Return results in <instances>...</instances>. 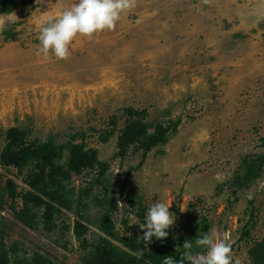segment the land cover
Returning <instances> with one entry per match:
<instances>
[{
  "label": "rangeland",
  "instance_id": "obj_1",
  "mask_svg": "<svg viewBox=\"0 0 264 264\" xmlns=\"http://www.w3.org/2000/svg\"><path fill=\"white\" fill-rule=\"evenodd\" d=\"M13 2L12 13L0 15V151L10 128L41 142L76 136L109 168L102 184H95V171L72 177V211L62 210L53 232L24 226L11 208L19 211L20 201L6 195L0 241L11 259L83 264L72 231L77 222L90 244L103 236L106 212L119 237L142 239L138 225L147 210L165 202L176 217L167 231L178 249L187 240L193 254L204 251L194 241L215 229L229 236L233 260L252 264L249 250L264 237V166L246 188L234 177L243 157L264 156V0H133L114 29L78 34L63 59L41 50L40 27L78 0ZM126 108L145 111L152 127L179 121L144 161L140 152L115 156ZM113 116L115 134L106 136ZM66 158L65 151L61 162ZM26 173L0 164V194L8 180L17 192L29 190ZM128 192L135 194L133 209Z\"/></svg>",
  "mask_w": 264,
  "mask_h": 264
},
{
  "label": "trees",
  "instance_id": "obj_2",
  "mask_svg": "<svg viewBox=\"0 0 264 264\" xmlns=\"http://www.w3.org/2000/svg\"><path fill=\"white\" fill-rule=\"evenodd\" d=\"M14 8L13 0H0V15L10 14ZM6 36L12 39L14 37L9 33ZM122 112L125 125L118 131L115 153L121 160L132 151L140 152L144 161L153 149L168 142L179 124V121H169L168 125L156 123L152 127L145 121V111L126 108ZM117 121V116L111 118L110 126L113 129L107 131L106 136L115 134ZM71 139L64 144H58L50 136L41 142L39 139L29 140L26 129H8L5 132V144L0 151V164L7 169L15 168L21 175L26 170L23 183L29 190L17 192L13 181L8 180L5 189L1 190L0 209L3 208V198L6 195L14 204L19 200L21 203L19 211L11 207L17 220L28 228L42 225L45 231L53 232L57 228L56 218L62 214V210L72 211L74 202L71 200L70 192L73 191L68 190L67 185L73 176H80L85 171H95L98 173L95 184H102L109 166L98 159L96 149L87 148L84 141L75 143L76 136H72ZM65 151L67 158L64 163L61 161ZM240 166V172L234 177V185L239 189L248 187L261 177L264 156L247 155L242 158ZM127 198L129 206L135 208V194L128 192ZM99 230L103 236H99L90 244L83 238L87 234V228L79 222L73 227V234L84 252L83 264H163L166 256L172 257L179 264L185 251L174 245L169 234L163 240L154 238L148 243L133 234L121 238L115 232L107 212L102 216ZM126 231L129 232V228ZM243 235H249L247 229H244ZM114 242H118L119 245ZM232 250L233 245L231 252ZM249 258L252 264H264V237L250 248ZM32 260L34 264H46L38 255L33 256ZM0 264H25V261L16 257L15 260L11 259L5 245L0 241Z\"/></svg>",
  "mask_w": 264,
  "mask_h": 264
},
{
  "label": "clouds",
  "instance_id": "obj_3",
  "mask_svg": "<svg viewBox=\"0 0 264 264\" xmlns=\"http://www.w3.org/2000/svg\"><path fill=\"white\" fill-rule=\"evenodd\" d=\"M134 6L133 0H78L69 8L59 12L58 17L48 18L45 25L40 27L39 47L47 54L51 51L57 58H66L69 44L78 34L90 37L105 30L114 29L123 11ZM14 15V14H12ZM170 205L156 202L147 210L145 221L139 224L144 234L143 242L148 243L155 238L163 240L175 223L176 217L169 211ZM135 219V218H134ZM132 225H137L133 223ZM197 248L204 251L192 253V241H185V249L179 264H240V260H233L229 236L213 229L202 233L194 241ZM163 264H178L170 256L164 258Z\"/></svg>",
  "mask_w": 264,
  "mask_h": 264
}]
</instances>
